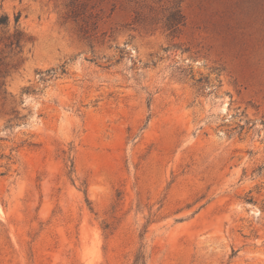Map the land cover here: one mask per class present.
Returning a JSON list of instances; mask_svg holds the SVG:
<instances>
[{"label":"rangeland","instance_id":"1","mask_svg":"<svg viewBox=\"0 0 264 264\" xmlns=\"http://www.w3.org/2000/svg\"><path fill=\"white\" fill-rule=\"evenodd\" d=\"M1 14L0 264H264V0Z\"/></svg>","mask_w":264,"mask_h":264},{"label":"trees","instance_id":"2","mask_svg":"<svg viewBox=\"0 0 264 264\" xmlns=\"http://www.w3.org/2000/svg\"><path fill=\"white\" fill-rule=\"evenodd\" d=\"M17 22H18V17H16L14 20L15 25L17 24ZM181 22H182V14L179 8V3H175L170 8L169 16L167 17L166 20V28L169 30L170 29L175 30ZM7 24H8V17L6 15L1 14L0 26H7ZM22 37H23L22 33L16 29L14 31V34L8 39L9 40L8 46L19 48ZM142 260H143V256L140 253H138L134 260V264H142Z\"/></svg>","mask_w":264,"mask_h":264}]
</instances>
